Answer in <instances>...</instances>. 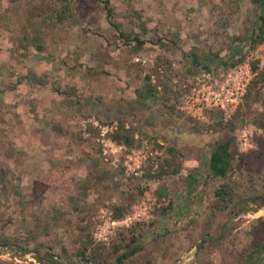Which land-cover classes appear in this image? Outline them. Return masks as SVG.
Returning <instances> with one entry per match:
<instances>
[{
    "label": "rangeland",
    "instance_id": "obj_1",
    "mask_svg": "<svg viewBox=\"0 0 264 264\" xmlns=\"http://www.w3.org/2000/svg\"><path fill=\"white\" fill-rule=\"evenodd\" d=\"M262 17L0 0V264H264Z\"/></svg>",
    "mask_w": 264,
    "mask_h": 264
},
{
    "label": "trees",
    "instance_id": "obj_2",
    "mask_svg": "<svg viewBox=\"0 0 264 264\" xmlns=\"http://www.w3.org/2000/svg\"><path fill=\"white\" fill-rule=\"evenodd\" d=\"M255 2L261 0H254ZM262 19H264L262 17ZM231 166V154L229 151V141L216 142L209 158L208 167L214 176L224 177ZM136 248L130 252H122L116 259L117 263H122L130 255L134 254Z\"/></svg>",
    "mask_w": 264,
    "mask_h": 264
}]
</instances>
